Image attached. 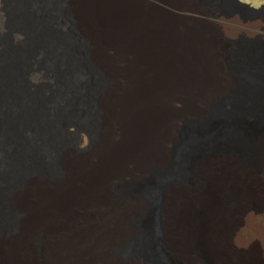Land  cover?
<instances>
[{"label":"bare ground","instance_id":"1","mask_svg":"<svg viewBox=\"0 0 264 264\" xmlns=\"http://www.w3.org/2000/svg\"><path fill=\"white\" fill-rule=\"evenodd\" d=\"M64 1L0 0V264H193L197 249L204 264H261L230 252L223 189V200L208 191L200 215L191 182L229 175L204 149L257 164L264 43L243 46L225 71L210 32L186 38L112 12L101 23L73 0L96 43L88 53L59 22ZM232 79V95L215 101ZM82 133L85 155L74 151Z\"/></svg>","mask_w":264,"mask_h":264},{"label":"rangeland","instance_id":"2","mask_svg":"<svg viewBox=\"0 0 264 264\" xmlns=\"http://www.w3.org/2000/svg\"><path fill=\"white\" fill-rule=\"evenodd\" d=\"M84 1L85 7L91 8L92 11L98 12L99 15H104L100 18L101 23H107L108 18L104 17L109 12H112V14L118 15L117 19L126 18L127 15L134 16L135 14L139 18L145 19V25L149 28H156L158 25L154 24L156 22L159 23L157 27L164 26L168 29L182 28L187 30V32L178 34V36L186 38L205 35L204 31L210 32L209 34L216 40L215 47L225 71H231L233 67L238 66L239 49L243 46L250 43H264V8L260 9L264 7V0H239L247 6H240L236 2L228 0ZM62 9L64 11H61ZM252 9L260 10L254 11ZM83 10L75 6L73 0H66L63 4L62 2L59 4L57 13L62 16L59 18V22L63 23L62 28L66 29V32L80 37L81 40H78V43L82 44V46L86 45L89 53L92 46L96 43L93 36L90 39L88 34L81 31L88 33L90 29L84 24ZM221 14H227V16L225 17ZM95 17H97L96 14ZM93 22L97 25L98 20H93ZM197 29L203 30V33L194 32ZM88 57L90 59L89 55ZM234 90L235 83L232 79L228 91L219 95L215 101L232 95ZM215 101L207 102L210 104L213 102V105ZM211 109L212 107L208 109L209 113ZM73 132L74 129L72 127L67 129L66 143H70L71 137L68 134ZM90 144L89 137L82 133L76 140L74 151L79 155H85L90 151ZM257 148L259 150V158L255 166H247L246 162L236 155L226 152L222 153V151L217 149H204L201 151L203 152L201 157H207V159L212 160L217 168H220L219 164L225 163L223 167L227 169L225 172H229V175L219 177V171L216 169L213 170L214 174L212 175L204 171L199 176L197 172L194 174V163L190 166V172H192L191 175L194 174L192 176L193 179L191 177V186L200 191V201L195 203L200 215L208 212L206 208L208 191L211 192L215 188L220 197L223 189L225 200L223 201L224 210L221 211V215L226 216L228 213L233 215L232 226L227 236L230 252L242 257L255 255L258 262L264 264V137L259 139ZM201 152H197V155L202 154ZM208 180L210 181L208 182ZM234 184L240 186L243 191L237 196H234L236 195L235 192L230 193L228 191ZM133 185V183L125 179L119 187L131 190L134 187ZM221 199L223 200L222 196ZM148 212L150 217H152L153 209ZM203 224H206V220H204ZM208 226L211 227V225ZM171 257L172 259L168 260L171 262L170 264H183L180 258L173 255ZM214 260L215 264L223 263V260L218 258ZM192 263L204 264L200 250H196L195 261L192 260Z\"/></svg>","mask_w":264,"mask_h":264}]
</instances>
